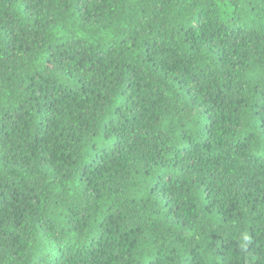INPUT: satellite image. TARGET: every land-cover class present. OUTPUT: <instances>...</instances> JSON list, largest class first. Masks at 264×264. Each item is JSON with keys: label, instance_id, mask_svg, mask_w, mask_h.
Listing matches in <instances>:
<instances>
[{"label": "trees", "instance_id": "trees-1", "mask_svg": "<svg viewBox=\"0 0 264 264\" xmlns=\"http://www.w3.org/2000/svg\"><path fill=\"white\" fill-rule=\"evenodd\" d=\"M0 264H264V0H0Z\"/></svg>", "mask_w": 264, "mask_h": 264}]
</instances>
